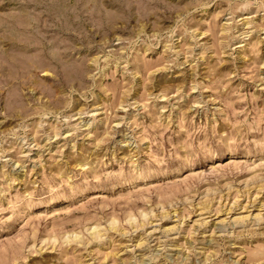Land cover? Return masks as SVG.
Listing matches in <instances>:
<instances>
[{"label":"rangeland","instance_id":"rangeland-1","mask_svg":"<svg viewBox=\"0 0 264 264\" xmlns=\"http://www.w3.org/2000/svg\"><path fill=\"white\" fill-rule=\"evenodd\" d=\"M0 264H264V0H0Z\"/></svg>","mask_w":264,"mask_h":264}]
</instances>
